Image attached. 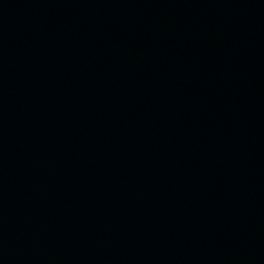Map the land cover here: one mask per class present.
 <instances>
[{"label": "water", "instance_id": "1", "mask_svg": "<svg viewBox=\"0 0 264 264\" xmlns=\"http://www.w3.org/2000/svg\"><path fill=\"white\" fill-rule=\"evenodd\" d=\"M0 264H264V0H0Z\"/></svg>", "mask_w": 264, "mask_h": 264}]
</instances>
